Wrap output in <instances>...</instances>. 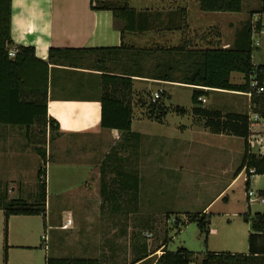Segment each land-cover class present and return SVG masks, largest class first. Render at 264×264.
<instances>
[{
    "label": "crops",
    "instance_id": "0c3cea01",
    "mask_svg": "<svg viewBox=\"0 0 264 264\" xmlns=\"http://www.w3.org/2000/svg\"><path fill=\"white\" fill-rule=\"evenodd\" d=\"M127 3L129 7L123 10L124 12H121L122 16L115 18L111 9H94L91 5V0H12L11 35L15 44L12 47L17 48L19 45L33 46L37 59L41 60L39 61L32 57L26 59L24 72L27 88L35 87L40 78L43 82L47 72L46 64L42 61L48 64L47 113L49 117L55 118L60 126V134L54 139H51L49 126L47 127V135L44 142H46V147H48V150L45 148L48 159L50 158V145L52 143L55 144L57 150H63L71 144L70 140L86 141L90 138L108 140L109 143L115 144L113 146L116 154L113 157L110 156L111 161L106 164V167L113 169L112 172L114 174L109 177L115 178L118 176V171L122 169L131 174L134 172L132 171L133 168L128 167L133 166L131 159L125 158L123 160L119 155H122V153H135V149H138L137 145L140 142L142 143V153L149 159L145 161L147 167H150L154 162L152 158L156 155L158 160L155 161H157L159 170L176 168V171L182 174L181 176H194V181L192 182L194 185L198 181L203 182L204 185L216 184L218 179H215V177L224 179L227 176L228 182L226 185L211 200L204 204L201 210L211 215L208 224L206 245H208L209 249L207 251L222 252L216 249L218 247L212 239L214 236L222 235L227 229V224H222L221 229L218 227L219 218L227 217L228 225L236 222V219L241 218L243 214L248 211L251 213V208L255 201L252 200L246 189V169L237 173L239 167L237 168L234 163V165H230V168L226 167L222 171H217L213 166L210 167L204 162L197 161L203 159L198 146L209 144V140L213 139L212 135L216 134L215 137H218L217 143L220 148L224 150L230 149V152L234 154L240 152L242 155H244L245 149L242 151L235 149V144L233 143V146L231 142L237 137L225 133H214L204 123L202 128L198 127L200 125L194 124L193 119L192 121L189 119L187 123L180 125L181 127L178 126L179 129L175 131L172 137L165 134L145 132L140 124L147 119L146 107L149 103L146 106L142 102V92L138 87L140 84H146L147 81H157L172 86L199 87L198 85L193 86L182 83L181 79L177 77L174 78L175 81L154 78L155 75L152 72L148 74L135 73L137 75L133 76L135 90L140 92V94L134 93L131 96L132 128L140 134V137L137 138L138 141H135V136L123 134L118 128L104 127L101 101L103 94L102 76L107 73L124 75L132 71L127 65L129 56L132 54L127 49L108 51L106 48L119 47L123 41L127 45H134L140 48H146L147 46L148 48L146 49L157 46H178L185 43L191 48H204L211 43L208 36L205 39L199 36L206 28H240L248 18H252L253 21H258L262 18L263 21L264 14L255 13L251 15V10L256 9L260 5L261 0H258L256 6L250 9L246 7L247 0H244L243 10L231 12L232 14H227L228 12L226 11H204L200 7L199 0H127ZM253 4H255L254 1L252 2ZM247 14L249 15L248 18L246 17ZM223 16L224 18H222ZM122 28L130 29L123 33ZM219 38H223V35ZM204 40L205 42L209 41L206 46L200 44ZM230 45V43H227L223 46ZM53 48L54 50H52ZM55 48L68 50L56 51ZM149 57L151 61L156 58L155 61H152L153 64L157 63V60L159 61L161 58L159 52H153L151 56L145 59ZM140 58H143V56ZM174 58L180 59L181 57L176 54ZM145 59H143V64ZM124 61L125 64L123 65ZM238 92L237 94H240ZM117 94L121 95V92ZM252 105L255 107L262 106L256 102ZM109 111L110 109L108 113ZM186 111L182 114H186L188 118V112ZM166 118L167 116L164 117V119ZM156 122L166 124V120L165 122ZM35 126L28 127L26 125L0 123V176H22V172L26 171L24 165L27 159H30L33 153L32 149L35 146L42 145L34 144L31 130ZM206 141L207 143H205ZM107 147L105 145L104 149ZM86 165H75L73 162L61 164L63 171L66 168L71 170L75 169V166H79L82 168L78 171L83 173L82 170L86 168V175L83 177H80V175L76 176L78 179H75L76 182L73 185L68 186L69 189L66 192H72L84 187L88 179L87 176H89L92 169L91 165L90 167ZM128 168H130V171H128ZM231 168L237 169L234 170L232 177H228ZM104 170L107 169L105 168ZM260 175L262 174L252 175V182ZM95 180H97L96 186L100 185L101 189V173L98 174ZM240 180L244 184L245 202L234 197L235 186ZM106 183L107 187L112 184L111 188L113 187L114 189L118 186L117 182L112 183L111 180ZM251 189L254 190L253 185ZM257 193L264 195V189L258 190ZM204 194L194 195L196 199L198 198V203H203ZM234 198L236 201H241L242 204H235ZM1 212H4V210L0 207ZM254 214L251 213L250 221H246L243 216L244 221L236 222L240 227V231L243 234H248V238L252 232L251 223ZM12 216L9 217V224ZM48 216L49 213L47 215V228L51 230L54 226L49 224ZM8 243V251L11 258V247L14 245L10 244V228L8 231ZM223 243L225 244L223 248L230 244L229 242ZM4 246L5 232L2 235L1 231L0 249ZM167 247L169 248L168 243ZM224 251L248 254L249 242L248 251ZM161 252H163V247L151 252L147 258L131 264H143L156 255L158 258L162 254ZM202 253L201 257L199 254H195L191 264L201 263L206 254ZM47 255L48 252L45 253V258ZM156 260L153 264H155Z\"/></svg>",
    "mask_w": 264,
    "mask_h": 264
},
{
    "label": "rangeland",
    "instance_id": "374dc122",
    "mask_svg": "<svg viewBox=\"0 0 264 264\" xmlns=\"http://www.w3.org/2000/svg\"><path fill=\"white\" fill-rule=\"evenodd\" d=\"M253 1L255 4L252 5ZM257 1L247 0L246 7L248 9L254 8ZM227 14L232 13L228 12ZM248 16L247 14L246 17L248 18ZM237 29L206 28L199 36H202L203 39L208 36L212 45L232 44ZM204 34L205 36H203ZM221 35H223V38H219ZM257 40L261 42L259 46L256 45ZM208 42L204 40L200 44L206 46ZM13 48L11 47V49ZM146 48L148 47L146 46ZM142 54H145V52ZM145 57L148 56L145 55L143 58L129 56L127 65L133 69L140 67L141 70L148 72L154 67L155 64L152 61H155L156 58L151 61V58L145 59ZM143 59H145L144 65ZM134 61L139 62L134 65ZM253 62L255 64L264 63V32L254 35ZM177 74H180V72H177ZM232 81L244 83L245 76L240 72H233ZM138 87L142 92L141 98L144 105L147 106L149 103L146 107L147 119L140 124L145 132L165 134L172 137L175 131L179 129L178 126L184 125L189 119L191 121L193 119L194 124L200 125L198 127L201 128L205 124V118L195 115L192 110L194 107L192 94L195 87L172 86L157 81H147L146 84H140ZM203 88L206 93L201 97L205 98V101L200 97L199 100L202 101L204 107L218 109L223 113L241 111L250 114L253 110H256L252 105L254 103L253 96L245 95L243 91H239L240 94H237V91ZM158 90L160 91L161 101H164L170 109L167 118L162 120L154 119V116H152V114L156 115L151 106V103L154 102L152 98ZM134 91L140 94L135 90V87ZM177 106H182L187 110L188 118L186 114L176 110ZM165 120L166 124L156 122H165ZM42 130L43 127L39 125L31 130L34 144L42 145L35 146L32 149L33 153L30 159L28 158L25 162L26 171L22 172L23 175L0 176V206L12 198L18 197L32 202L39 201L41 182L38 180V171L41 166L46 165L37 148L41 147L48 150ZM212 136L213 139L209 140V144L198 146L203 159L197 161L204 162L210 167L213 166L217 171H222L226 167L230 168V165H234V163L238 168L243 159L242 153L234 154L230 152V149L220 148L217 143L218 137H215L216 134ZM235 137L237 138H234L231 143L235 144L233 146L237 151H242L245 149L246 139L239 136ZM70 141L71 144L63 150H57L53 143L50 145V158L47 163L48 174L46 177L48 190L47 211H49L48 222L54 226L53 229L50 230L45 226L48 213H46V218L44 215H13L8 230L10 228V244L14 246L11 247V258L9 255L8 264L9 260L10 264H45L46 252H48V255L54 256L97 257L100 258V264H131L143 254L156 251L163 241L169 244V249L175 250L179 246H186L195 251L196 255L199 254L200 257L203 254L202 252L206 253L209 249L206 245V233L201 231L196 221L186 220H189L190 214L201 211L203 205L226 185L228 182L227 176L224 179L215 177V179H218L216 184L204 185L203 182L198 181L194 185L192 183L194 176H181L182 174L178 173L176 168L159 170L157 161H155L158 160L156 155L153 158L150 157L154 162L150 167H147L145 161L149 159L142 153V143L139 142L135 153H122V155H119L123 160L125 158L131 159L133 166L128 167L139 173L140 188L138 197L135 198L134 203H131V193L128 192L118 200H111L106 198L108 194H101L100 185L96 186L97 180L95 179L99 173L104 175L105 172L107 180L111 178L109 176L114 174L113 169L106 167V164L110 163V156L113 157L116 154L113 146L115 144L109 143L108 140L94 138L86 141H78L77 139ZM105 145L108 146L106 149H104ZM69 162H73L75 165L87 164L89 167L92 166L84 187L72 192H66L69 189L68 186L76 182L78 179L76 176L83 177L86 175V168L82 170L83 173L78 171L82 168L79 166H75V169L71 170L66 168L63 171L61 164ZM105 168L107 170H104ZM130 168H128V171H130ZM236 169L231 168L228 177H232ZM252 185L256 192L264 189V175L256 177ZM244 192V184L240 180L235 186L234 197L245 202ZM200 193H205L203 203H198V198L194 197V195L198 196ZM235 198V204L241 205L242 202L236 201ZM117 202H119V206H117ZM115 206L119 209H116ZM257 211H264V203L261 200L252 205L251 213L254 214ZM4 214V212L0 213V233L2 231V235L5 232L6 225ZM68 219H72V223L68 224ZM236 220V222L244 221L243 216ZM226 221L227 217L219 218L218 227L221 229L222 224H227V229L222 235L212 238L214 244L218 247L216 249L233 252L248 251V234H243L236 222L228 225V221ZM223 242H229L230 244L223 248V245H225ZM156 258L157 255L143 264H153ZM0 264H4V247L0 249Z\"/></svg>",
    "mask_w": 264,
    "mask_h": 264
},
{
    "label": "trees",
    "instance_id": "16d2710c",
    "mask_svg": "<svg viewBox=\"0 0 264 264\" xmlns=\"http://www.w3.org/2000/svg\"><path fill=\"white\" fill-rule=\"evenodd\" d=\"M200 7L204 11H226L240 12L244 7V0H199ZM94 9H111L115 18L122 16L121 12L129 6L127 0H91ZM124 12V11H123ZM264 14V0L260 5L251 10V15ZM252 18H248L244 24L237 29L233 43L230 46L208 45L204 48H191L189 45L181 44L178 46H157L155 48H140L134 45L122 43L119 47H108V51L116 49H127L131 56L142 57L151 56L153 52L160 53V60H157L154 67L145 72L142 68L132 69L131 73L103 74V126L109 128H118L123 134L135 136L137 142L140 137L138 132L132 128V108L131 96L134 91L135 73H153L154 78L166 81H175V77L180 78L182 83L193 86H203L209 89L230 90V91H252V100L262 105L254 106L256 110L264 114V95L257 94L252 90L250 84V74L256 70L264 71V63L255 64L253 62V33L254 27L261 29L263 26L262 18L254 24ZM12 28V0H0V123L26 125L28 127L39 125L43 127L46 137L47 127L49 126L51 139L60 134L58 121L49 117L47 113L48 98V64L43 82L41 78L38 84L27 88L25 80L26 59L32 57L37 59L35 48L33 46L19 45L14 57L9 52L14 44L11 35ZM130 28H122V32ZM54 50V48L52 49ZM51 50V51H52ZM56 51H67L68 49H56ZM145 52V54H142ZM180 55V59H175V55ZM146 58V57H145ZM150 58V57H149ZM39 60V59H37ZM41 61V60H39ZM135 62V61H134ZM139 61H136L138 63ZM144 65V64H143ZM144 68V66H142ZM177 72L180 74H177ZM233 72H240L245 76L244 83H234L231 80ZM179 75V76H178ZM118 95L117 93H120ZM204 88H196L192 94V101L195 105L193 112L205 118V126L214 133H225L243 137L245 141V150L242 162L237 169V173L246 169V189L249 192L251 188V177L255 174L264 175V154L259 155L250 151L247 138L251 132H264V126H251L249 114L243 112L223 113L221 110L207 108L203 106L199 97L204 95ZM127 97V98H126ZM153 112H156L154 119L162 120L169 113V107L161 101V97L151 103ZM110 109L109 113L108 110ZM123 109V110H122ZM176 110L184 113L186 109L177 106ZM39 155L44 160L46 166H41L38 171V180L41 182V192L39 201L32 202L24 198H12L3 203L0 207L5 213V246H4V264H8L9 243H8V225L11 215H44L47 213V163L48 156L45 148H37ZM104 172V171H103ZM134 171L132 174L125 169L118 171V176L110 178L112 183H118L114 189L112 184L107 187V177L104 172L102 175L101 194H108L106 198L118 200L123 194L131 193V203H134L139 192V173ZM110 189V190H109ZM114 189V190H113ZM112 190V191H111ZM119 206V202H117ZM116 209H119L115 206ZM188 221H196L202 232L206 233V242L208 235V224L211 215L206 212L197 211L190 214ZM246 221H250L251 213L248 211L243 214ZM180 222H182L180 220ZM179 222V223H180ZM252 232L249 235V253H232L229 251L215 252L207 251L204 259L199 264H264V212L257 211L252 218ZM45 226L47 222L45 220ZM159 247H163V252L158 256L155 264H191L195 251L181 246L176 250L167 247V242L163 241ZM151 253H145L133 263H137L147 258ZM100 258L85 256H54L47 255L45 264H100Z\"/></svg>",
    "mask_w": 264,
    "mask_h": 264
},
{
    "label": "built area",
    "instance_id": "2783aa9c",
    "mask_svg": "<svg viewBox=\"0 0 264 264\" xmlns=\"http://www.w3.org/2000/svg\"><path fill=\"white\" fill-rule=\"evenodd\" d=\"M256 25V21L254 22ZM264 24V23H263ZM264 32V26L261 29L254 27V33H253V42H254V35L261 34ZM261 44L260 40L256 41V45L259 46ZM17 52V48L10 49V56H15ZM257 65V64H256ZM250 84L252 87V90L256 92L257 94H263L264 95V71H259L254 69V71L250 74ZM203 88V86H200ZM242 92V91H241ZM244 94L248 96H252L251 92H243ZM160 91L158 90L155 92L153 96V101H156L160 98ZM200 99L205 101V98H202L200 96ZM249 121L252 127L256 125H262L264 126V114L259 110H253L249 114ZM248 147L251 152L263 155L264 154V132H251L250 135L247 138ZM249 195L251 196L252 200L262 201L264 202V195L257 193L255 190H249ZM255 195H257L255 197ZM68 224L72 223V219H68Z\"/></svg>",
    "mask_w": 264,
    "mask_h": 264
}]
</instances>
